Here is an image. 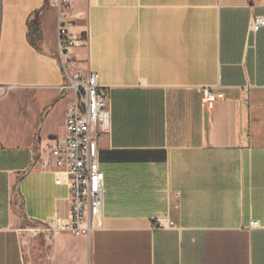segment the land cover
Returning a JSON list of instances; mask_svg holds the SVG:
<instances>
[{
	"label": "crops",
	"instance_id": "1",
	"mask_svg": "<svg viewBox=\"0 0 264 264\" xmlns=\"http://www.w3.org/2000/svg\"><path fill=\"white\" fill-rule=\"evenodd\" d=\"M52 1L0 0V264L30 262L22 223L70 211L67 186L40 170L73 97ZM70 12L78 66L109 92L103 214L90 233L39 235L36 264H264V26L248 30L264 0H72ZM202 87L222 98L208 106Z\"/></svg>",
	"mask_w": 264,
	"mask_h": 264
},
{
	"label": "built area",
	"instance_id": "2",
	"mask_svg": "<svg viewBox=\"0 0 264 264\" xmlns=\"http://www.w3.org/2000/svg\"><path fill=\"white\" fill-rule=\"evenodd\" d=\"M71 1L50 2L57 10L56 57L64 75L61 88L71 91L73 97L66 109L64 135L48 143L47 157L40 160V170L50 171L56 184L67 186L70 211L65 219L53 215L28 227L27 230L45 239H51L59 232L90 233L101 226L104 206V172L99 162V137L108 113L109 92L107 87L99 84L96 71H82L78 66L73 48L83 39L69 28L73 20ZM262 26L264 15L253 14L248 30L255 33ZM202 92L208 106L222 98V93L209 87H202ZM153 226L175 225L166 215H157L153 218ZM259 226L257 219L248 224L249 228Z\"/></svg>",
	"mask_w": 264,
	"mask_h": 264
},
{
	"label": "rangeland",
	"instance_id": "3",
	"mask_svg": "<svg viewBox=\"0 0 264 264\" xmlns=\"http://www.w3.org/2000/svg\"><path fill=\"white\" fill-rule=\"evenodd\" d=\"M29 226L30 225H27L26 223H22L20 225V232L23 239L27 241L26 246L28 247L30 257V262L28 264H36V245L39 235H35L33 232L27 230Z\"/></svg>",
	"mask_w": 264,
	"mask_h": 264
},
{
	"label": "trees",
	"instance_id": "4",
	"mask_svg": "<svg viewBox=\"0 0 264 264\" xmlns=\"http://www.w3.org/2000/svg\"><path fill=\"white\" fill-rule=\"evenodd\" d=\"M29 31L36 35L39 34V20H38V11L34 13L32 19L28 22ZM31 40V39H30ZM32 42V41H31ZM33 43V42H32Z\"/></svg>",
	"mask_w": 264,
	"mask_h": 264
}]
</instances>
